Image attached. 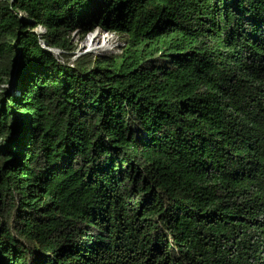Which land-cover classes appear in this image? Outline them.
Returning a JSON list of instances; mask_svg holds the SVG:
<instances>
[{
  "label": "trees",
  "instance_id": "obj_1",
  "mask_svg": "<svg viewBox=\"0 0 264 264\" xmlns=\"http://www.w3.org/2000/svg\"><path fill=\"white\" fill-rule=\"evenodd\" d=\"M0 264H264V0H0Z\"/></svg>",
  "mask_w": 264,
  "mask_h": 264
},
{
  "label": "rangeland",
  "instance_id": "obj_2",
  "mask_svg": "<svg viewBox=\"0 0 264 264\" xmlns=\"http://www.w3.org/2000/svg\"><path fill=\"white\" fill-rule=\"evenodd\" d=\"M95 37V38H94ZM104 37H106L104 39ZM69 38L74 49L71 52H67L69 55L68 63H72L78 55L87 53L94 56L110 55L121 52V48L124 42L118 34L113 31L102 29L95 26L94 29L88 32L84 37H81L78 32L72 31L69 33ZM94 38V39H93ZM52 52L58 56L60 61L61 50L51 49ZM75 56L71 55L74 54ZM64 62V61H63Z\"/></svg>",
  "mask_w": 264,
  "mask_h": 264
},
{
  "label": "built area",
  "instance_id": "obj_3",
  "mask_svg": "<svg viewBox=\"0 0 264 264\" xmlns=\"http://www.w3.org/2000/svg\"><path fill=\"white\" fill-rule=\"evenodd\" d=\"M36 32L43 33V29L41 27H38L36 29ZM40 44H41L42 47L46 48V45H45V43L43 41H41Z\"/></svg>",
  "mask_w": 264,
  "mask_h": 264
},
{
  "label": "bare ground",
  "instance_id": "obj_4",
  "mask_svg": "<svg viewBox=\"0 0 264 264\" xmlns=\"http://www.w3.org/2000/svg\"><path fill=\"white\" fill-rule=\"evenodd\" d=\"M94 38H95V37H94ZM94 38H93V39H94ZM105 38H106V37H104V39H105Z\"/></svg>",
  "mask_w": 264,
  "mask_h": 264
},
{
  "label": "water",
  "instance_id": "obj_5",
  "mask_svg": "<svg viewBox=\"0 0 264 264\" xmlns=\"http://www.w3.org/2000/svg\"><path fill=\"white\" fill-rule=\"evenodd\" d=\"M51 50V49H50ZM52 51V50H51Z\"/></svg>",
  "mask_w": 264,
  "mask_h": 264
}]
</instances>
